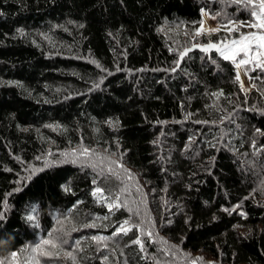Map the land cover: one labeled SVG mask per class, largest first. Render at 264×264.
I'll return each mask as SVG.
<instances>
[{"label":"trees","instance_id":"obj_1","mask_svg":"<svg viewBox=\"0 0 264 264\" xmlns=\"http://www.w3.org/2000/svg\"><path fill=\"white\" fill-rule=\"evenodd\" d=\"M259 3L0 0V261L264 264V67L178 68Z\"/></svg>","mask_w":264,"mask_h":264},{"label":"snow or ice","instance_id":"obj_2","mask_svg":"<svg viewBox=\"0 0 264 264\" xmlns=\"http://www.w3.org/2000/svg\"><path fill=\"white\" fill-rule=\"evenodd\" d=\"M260 8V14H257L256 12H253V17L256 18V23L253 25H249L250 27H255L261 30H264V0H260L259 3ZM201 30H203V24H201ZM217 29H209V31H216ZM200 34V31L197 32V35ZM215 48L217 52L225 59V60H232L236 63V67L240 68L242 65H245L250 62V60H257L259 61V58L261 56H264V51H260L261 49H264V31H261L260 33H252L250 35L242 36L238 40H233L231 42V45L225 44L223 47L220 45H214L209 44L207 48H202V51L207 52L209 49ZM241 53H243V57H248V59L241 58L239 61H237V56H240ZM250 53H254L250 55ZM187 55V53L181 54V59H183V56ZM257 66H261L259 63ZM237 80H239V74H237ZM243 87V85H241ZM88 150L84 149L80 154L81 155H87ZM76 161H73L75 163ZM101 190L99 188L96 189V193H99ZM94 193V195L96 194ZM118 199V198H117ZM111 207H117L119 208V204H114L110 206ZM28 220L34 219L32 216L27 217ZM128 224V221L124 222V225H121L120 231L127 234L128 231H130L129 228L125 227V225ZM51 235V234H49ZM133 243L139 244V239L133 241ZM55 249L57 248V244L52 239H42L39 243H37L35 246L32 247V252L37 253L41 256H50L51 253L48 251V249ZM17 253L13 252L11 254L12 259L15 261L17 258ZM69 257L71 256V253L67 254ZM0 264H4V261H0ZM36 264H40L39 260L36 261Z\"/></svg>","mask_w":264,"mask_h":264},{"label":"rangeland","instance_id":"obj_3","mask_svg":"<svg viewBox=\"0 0 264 264\" xmlns=\"http://www.w3.org/2000/svg\"><path fill=\"white\" fill-rule=\"evenodd\" d=\"M203 30L200 29V34L201 33H211L213 31H209V29H219L215 24L214 22L208 17L206 16L205 14L203 15ZM216 30V31H217ZM261 31H264V30H261V29H258V32L257 33H260ZM229 46L231 45V43L228 44ZM260 51H264V49H261ZM254 53H250V55H252ZM241 58H245V59H248V57H243V53H241L240 56H237V61H239ZM249 63H261V65L263 66L264 65V56H261L259 58V61L257 60H250ZM247 63V64H249ZM244 65H242L240 68H237V74H239V80H240V83L243 85V90L244 91H248L250 89V84L248 82V78L244 72V68H243Z\"/></svg>","mask_w":264,"mask_h":264},{"label":"water","instance_id":"obj_4","mask_svg":"<svg viewBox=\"0 0 264 264\" xmlns=\"http://www.w3.org/2000/svg\"><path fill=\"white\" fill-rule=\"evenodd\" d=\"M210 44H213V43H210ZM222 44H223V43L220 42V43H218V44H214V45H220V46H222ZM208 45H209V44H207V45H194V46H192V47H190V48H188V49H185L182 53H185V52H186L187 55H184V56H183V59H181V55H180V57H179V61H178V68L180 67L182 61H183L188 55H190V54H192V53H194V52H199V53H201V54L208 55V56H209L211 53H216V52H217L215 48L209 49L207 52L201 50L202 48H207ZM182 53H181V54H182Z\"/></svg>","mask_w":264,"mask_h":264}]
</instances>
